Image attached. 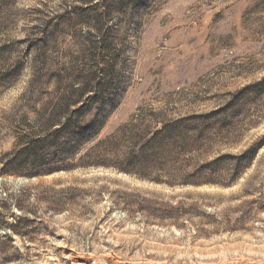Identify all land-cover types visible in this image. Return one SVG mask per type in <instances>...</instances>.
Masks as SVG:
<instances>
[{"label":"rangeland","instance_id":"1","mask_svg":"<svg viewBox=\"0 0 264 264\" xmlns=\"http://www.w3.org/2000/svg\"><path fill=\"white\" fill-rule=\"evenodd\" d=\"M88 97L0 264H264V0H0V160Z\"/></svg>","mask_w":264,"mask_h":264},{"label":"trees","instance_id":"2","mask_svg":"<svg viewBox=\"0 0 264 264\" xmlns=\"http://www.w3.org/2000/svg\"><path fill=\"white\" fill-rule=\"evenodd\" d=\"M80 90V95L87 92L88 89L86 87H76ZM76 90V89H75ZM96 92V91H95ZM91 98L88 97L85 101L73 100L70 102H65L62 105H59L60 113H57V117L55 119H49L45 125H49L44 130V138L39 135L32 134L31 140L28 142H21L18 144L16 149L11 153L7 154L6 157H3L0 167L1 175H36V169L44 164V168L46 172L53 171L58 169L59 167L53 164H50L48 161L47 150L52 146L48 143L50 138L58 139L63 134H67L68 130L74 131L77 130L81 132V125L77 126L74 124L75 118L79 116L82 117L85 115L90 107L92 106ZM64 120V121H63ZM60 125L56 130L50 132L49 127ZM44 148V157L42 154Z\"/></svg>","mask_w":264,"mask_h":264}]
</instances>
